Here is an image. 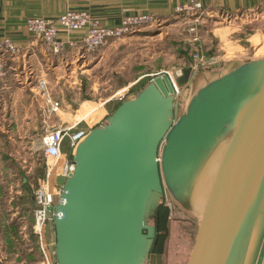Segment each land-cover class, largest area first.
Returning a JSON list of instances; mask_svg holds the SVG:
<instances>
[{
  "label": "water",
  "instance_id": "obj_1",
  "mask_svg": "<svg viewBox=\"0 0 264 264\" xmlns=\"http://www.w3.org/2000/svg\"><path fill=\"white\" fill-rule=\"evenodd\" d=\"M222 145L186 264H264V60L202 86L183 113L168 75H157L93 127L75 148L63 203L47 209L55 263L155 264L151 222L166 186L182 201L184 167L205 157L203 172Z\"/></svg>",
  "mask_w": 264,
  "mask_h": 264
},
{
  "label": "rangeland",
  "instance_id": "obj_2",
  "mask_svg": "<svg viewBox=\"0 0 264 264\" xmlns=\"http://www.w3.org/2000/svg\"><path fill=\"white\" fill-rule=\"evenodd\" d=\"M81 51L80 47L76 53ZM79 53L78 60L70 66H73V76L80 83V97L66 111L60 108L62 112L54 114V126L73 125V130H76L95 124L96 120L93 119L100 117V111L105 117L118 106L119 96L130 98L153 77L165 73L173 77L178 88L179 113H183L195 88L206 85L210 90L235 66L247 61L264 60V8L209 13L201 6V9L174 13L166 19H157L151 25L133 29L107 41L96 52L83 58ZM60 86L55 84L54 90L58 91ZM63 102L66 106L67 103ZM88 111L91 114L80 115ZM66 141L64 138L60 150L69 154ZM222 148L223 145L218 147L219 153L216 151L210 158L209 166L217 162ZM42 149L36 142L30 149L31 153L39 155L41 169L44 168ZM205 159L194 156L191 163L184 167L185 177L178 176L181 198L188 205L187 208L166 186L163 207L167 208V215H162L158 223L156 220L151 222L158 226L157 237L160 240L159 251L153 253L155 264L187 262L200 217L199 206L189 204L196 198V194H193ZM207 176L200 183L202 190L210 182L208 173Z\"/></svg>",
  "mask_w": 264,
  "mask_h": 264
},
{
  "label": "crops",
  "instance_id": "obj_3",
  "mask_svg": "<svg viewBox=\"0 0 264 264\" xmlns=\"http://www.w3.org/2000/svg\"><path fill=\"white\" fill-rule=\"evenodd\" d=\"M195 1L209 13L264 8V0ZM188 2L189 0H0V42L9 38L19 51L16 57L6 59V74L0 81V264H44L36 238L30 229V211L34 207L31 191L35 181L43 177L44 168L41 169L39 155L31 153L30 149L35 142L43 148V135L49 126H54L55 115L46 112L48 105L44 102L45 96L38 93L37 81H45L46 94L59 101L64 111L80 97V83L73 76V66L70 65L78 60L79 52L76 51L80 49L82 34H70L69 39L75 45L66 47L61 55H54L26 31V19L40 17L56 21L66 9H73L88 11L104 25L115 26L124 16L129 15L152 14L156 19H166L174 15L175 6ZM58 38L65 40L66 34L59 30ZM55 84L61 85L58 91L54 90ZM55 93L58 94L54 95ZM63 101L67 103L66 106ZM91 111L85 112L84 116L91 114ZM60 112L62 111L59 110ZM101 113L100 111L99 115ZM44 240L49 260L56 264L52 222H48L45 227Z\"/></svg>",
  "mask_w": 264,
  "mask_h": 264
},
{
  "label": "built area",
  "instance_id": "obj_4",
  "mask_svg": "<svg viewBox=\"0 0 264 264\" xmlns=\"http://www.w3.org/2000/svg\"><path fill=\"white\" fill-rule=\"evenodd\" d=\"M201 4L195 0H189L188 3L174 7V13H182L191 10L201 9ZM157 19L152 14L129 15L124 16L118 25L107 26L98 19L92 17L88 11L65 10L56 21L40 17L28 18L25 21V29L35 39L39 40L54 55H61L66 47L74 46L75 42L69 39L73 33H81L79 53L80 58L85 55L96 52L99 47L107 41L121 37L132 32L143 25H151ZM61 30L66 34L65 40L58 38V32ZM19 51L9 38H4L0 42V81L6 74V59L14 58ZM170 82L176 92L178 88L170 74H167ZM37 90L39 95L45 96L44 102L48 105L46 112L49 114H58L60 103L46 94V83L44 80L37 81ZM132 97V96H131ZM118 102L127 99L124 95L119 96ZM108 115V114H107ZM100 121L90 126L86 125L80 129L73 130L70 126H49L43 135L42 158L44 164V175L37 179L33 186L31 195L34 207L30 211L32 216V233L34 234L38 246V251L44 264H52L49 260L47 244L44 240V228L48 222H52L53 214L47 209L49 206L55 207L63 203L61 197L62 185L64 180L73 172L74 163L72 156L77 145L87 136L88 132L95 126H99L106 116ZM72 131L70 132V130ZM64 138L69 146V156L64 157L61 153V144ZM60 179V180H59Z\"/></svg>",
  "mask_w": 264,
  "mask_h": 264
},
{
  "label": "bare ground",
  "instance_id": "obj_5",
  "mask_svg": "<svg viewBox=\"0 0 264 264\" xmlns=\"http://www.w3.org/2000/svg\"><path fill=\"white\" fill-rule=\"evenodd\" d=\"M100 125H102V123L100 124ZM223 149H224V146H223V148H222V151H223ZM222 153V152H221ZM220 158H221V156H220ZM220 158L217 160V162L216 163H214V164H211L210 166H209V164H210V161L211 160H209L208 162H207V164L205 165V167H204V171L203 172H201V175H200V179H199V183H198V185H197V187H196V190H195V192H194V196H195V194H196V198H194L193 199V201H194V203L192 202V204L194 205L195 204V206L196 207H198V211H199V213L200 212H202V209H203V207H204V204H205V201H206V198H207V195H208V192H209V189H210V186H211V184H212V181H213V178H214V174H215V171H216V169H217V166H218V164H219V161H220ZM207 173H208V175H209V178H208V182H209V184H207V185H205V190H202V188L200 187V183L202 182V180L205 178V176H207ZM211 173H212V175H211ZM208 177V176H207ZM201 190H200V189ZM201 192H202V195H199V194H201ZM200 208V209H199ZM196 210V209H195Z\"/></svg>",
  "mask_w": 264,
  "mask_h": 264
},
{
  "label": "trees",
  "instance_id": "obj_6",
  "mask_svg": "<svg viewBox=\"0 0 264 264\" xmlns=\"http://www.w3.org/2000/svg\"><path fill=\"white\" fill-rule=\"evenodd\" d=\"M131 88V87H130ZM135 96V95H133ZM120 102H117V105L119 104ZM85 112H81L80 115H83L84 116ZM104 117V115H102V113L100 114V117L98 119H93V120H96V122L99 120V119H102ZM94 124V123H93ZM67 142V141H66ZM67 145V149H68V152H69V146H68V143L66 144ZM63 153V152H62ZM64 156L68 157L69 154H65L63 153ZM162 215L166 216L167 215V208H164L163 205L158 209V215H157V221L156 223H158V220L162 219ZM157 226V225H156ZM157 230H158V226H157ZM34 236V234H32ZM35 237V236H34ZM160 246V240H159V237H157V240H156V243L153 247V250L152 252L153 253H157V251H159V247Z\"/></svg>",
  "mask_w": 264,
  "mask_h": 264
}]
</instances>
